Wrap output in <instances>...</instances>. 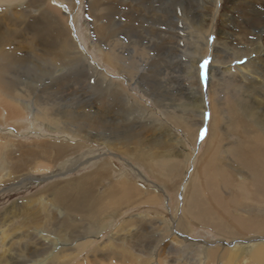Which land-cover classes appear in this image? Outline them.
Returning <instances> with one entry per match:
<instances>
[{
	"label": "bare ground",
	"instance_id": "obj_1",
	"mask_svg": "<svg viewBox=\"0 0 264 264\" xmlns=\"http://www.w3.org/2000/svg\"><path fill=\"white\" fill-rule=\"evenodd\" d=\"M4 2L0 186L41 189L0 212V264H264V0H89L94 59L151 105L57 4Z\"/></svg>",
	"mask_w": 264,
	"mask_h": 264
},
{
	"label": "rangeland",
	"instance_id": "obj_2",
	"mask_svg": "<svg viewBox=\"0 0 264 264\" xmlns=\"http://www.w3.org/2000/svg\"><path fill=\"white\" fill-rule=\"evenodd\" d=\"M52 3L54 4H57L59 6V10L61 13H69L71 14V17L72 18H75V19H78V23H75V28H74V31L75 33H73V37H75V39L77 38V40L79 41V44L80 46L83 48L84 52H85V55L87 56V60L89 62H95L98 67L101 69V71H106L108 76L113 79L115 82H119L122 84V87L127 90L130 94H132L134 97H136L137 99H139V101H142L144 102L145 104H149L151 105L150 101L147 99V98H144L142 96L141 93L138 92L137 88L136 87H133L129 84H126L127 82L125 81V79H123V76L121 74H118L116 73L114 70H108L104 64L102 63L101 59H97V61L94 59V56H96L97 54L94 53L96 52L95 48L93 50V45H90L91 43L93 44L94 41L92 39V34L90 33V22H89V18L87 16V2L89 0H75L74 3L72 0H50ZM75 4V8H72V5L74 6ZM11 5V3H7V2H4L3 4L0 3V13L2 12V10H4L5 8L7 9L9 6ZM18 8H16L15 6H11V12H16ZM16 10V11H15ZM37 16V13H32V16ZM87 27V28H86ZM213 37H216L215 35H213ZM86 40V41H85ZM210 44L207 46V48L209 50H211V46L212 44L215 43V41L213 40H210L209 41ZM90 45V46H89ZM85 48V49H84ZM92 48V49H91ZM114 49L121 55V53L123 52V50H118L117 48L114 47ZM93 51V52H92ZM115 52V51H114ZM115 52V54H118ZM144 53H136L135 54V58H141V56L143 55ZM118 55V56H120ZM150 57H151V54H149ZM208 56V55H207ZM206 56V57H207ZM127 61L126 57L123 56V60H118L117 61V64L118 66L121 68V70H125V67H124V63ZM146 70V69H145ZM142 72H144V68L141 69ZM92 77V74L90 75ZM33 80H34V77H32ZM167 78V77H166ZM200 79L203 78V76H199ZM29 82V81H28ZM46 82V81H44ZM87 83H90V81H87ZM92 83V82H91ZM31 84V83H30ZM46 84H48V82H46ZM32 85V84H31ZM30 85V86H31ZM41 85L42 84H39L38 86H35L34 84L32 86L34 87H37V89H41ZM202 86V90L204 91L205 89V86L203 84H201ZM36 89V88H34ZM226 91V90H224ZM36 92V91H35ZM36 94V93H35ZM227 94L229 95V97H232L233 96V92L231 91H227ZM141 95V96H140ZM145 100H143V99ZM221 98H222V95H221ZM23 103H28L30 104V106L32 108H30L28 110V112L26 113V118L25 120L27 121L26 123L23 124V122L21 124L24 125L23 130L22 132L20 133V135H26L27 132L26 131H31V125H30V121H31V115L36 112V109L33 107V103L32 101L29 99V100H23ZM152 107V106H151ZM33 110V111H32ZM205 122H207L206 124V127H205V130L204 132L202 131L201 132V136L199 137V139L196 140V144H195V148L194 149V153L196 154L203 142V140L207 137V131H208V122H209V119H208V116H205ZM28 125V126H27ZM11 130H14L12 128H9V131ZM25 130V131H24ZM1 132V131H0ZM44 132V133H43ZM41 132V134L43 135H46L49 137L50 136H54L51 132H47V131H43ZM48 134V135H47ZM45 136V137H46ZM23 140V138H22ZM190 148V147H189ZM192 154V149L189 150ZM78 155H81V154H78ZM194 156V155H193ZM192 161V159H191ZM111 162L113 163V165L116 167V170L118 169L119 170H122L123 168L120 166L121 164L118 163L117 161H114L113 159L111 160ZM119 166V167H118ZM191 167V166H189ZM192 171V169L190 168V170L188 171V173H190ZM187 180V179H185ZM1 190H0V212L2 213L3 212V208L4 207H7L9 206L11 203L13 202H19L20 200L22 199H25L27 198L28 196H25V195H31L32 193H35L36 191H39L41 189V187H36V186H33L31 189H28L27 190H22V191H14V192H4V188H6V186H0ZM4 187V188H3ZM182 188L183 186L181 185V188L179 190V193L176 195V200H177V203L179 205H181V201H182ZM38 189V190H37ZM20 192V193H19ZM26 192V193H25ZM181 192V193H180ZM5 194V196H4ZM7 194V195H6ZM10 194V195H9ZM14 194V195H13ZM4 196V197H3ZM8 196H9V199H8ZM19 196V197H17ZM25 196V197H24ZM19 198V199H18ZM13 199V200H12ZM7 200V202H6ZM18 200V201H17ZM6 202V203H5ZM163 202H164V207L162 208L163 211L165 210L166 208V203L167 201L165 200V198L163 199ZM166 202V203H165ZM2 203V204H1ZM8 204V205H6ZM6 205V206H5ZM2 210V211H1ZM116 228V225L114 226V229ZM102 238V237H101ZM193 238L194 240L192 241H214V237H212L207 231H203V230H200V229H194V232H193ZM216 239V238H215ZM191 263H194V261H192Z\"/></svg>",
	"mask_w": 264,
	"mask_h": 264
},
{
	"label": "snow or ice",
	"instance_id": "obj_3",
	"mask_svg": "<svg viewBox=\"0 0 264 264\" xmlns=\"http://www.w3.org/2000/svg\"><path fill=\"white\" fill-rule=\"evenodd\" d=\"M209 62L208 61H205L204 62V65H202V67H207V64H208Z\"/></svg>",
	"mask_w": 264,
	"mask_h": 264
}]
</instances>
